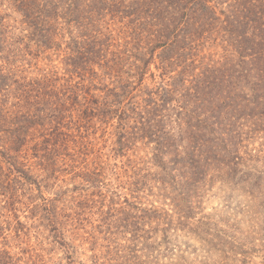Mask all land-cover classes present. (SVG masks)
Wrapping results in <instances>:
<instances>
[{
  "label": "trees",
  "instance_id": "16d2710c",
  "mask_svg": "<svg viewBox=\"0 0 264 264\" xmlns=\"http://www.w3.org/2000/svg\"><path fill=\"white\" fill-rule=\"evenodd\" d=\"M3 2L10 12L0 11V102L16 98L24 110L14 128L0 130L5 247L14 239L9 231L20 238L17 205L31 201L24 190L37 184L36 169L26 165L30 154L38 167L67 166L101 199L102 214L105 202L121 197L117 189L128 187L130 197L121 198L128 227L140 213L160 226L172 225L173 210L192 220V199L200 198L211 166L233 164L242 138L260 130L264 0ZM245 121L254 129L245 132ZM118 158H125L121 167ZM152 181L169 212L129 201L138 202L135 193ZM42 200L50 216L54 203ZM17 261L1 251L0 264Z\"/></svg>",
  "mask_w": 264,
  "mask_h": 264
},
{
  "label": "rangeland",
  "instance_id": "374dc122",
  "mask_svg": "<svg viewBox=\"0 0 264 264\" xmlns=\"http://www.w3.org/2000/svg\"><path fill=\"white\" fill-rule=\"evenodd\" d=\"M0 11L10 12L3 0ZM4 46H8L7 41ZM19 105L16 98L0 102V111L6 112L0 118L4 134L15 127V115L24 112ZM261 119L255 134L250 131L254 129L252 122L242 124L250 135L242 138L238 160L226 167L219 163L211 166L204 187L198 190L200 198L192 199L194 218L185 221L173 210L171 226H160L154 216L142 218L145 215L140 213L137 225L133 219L128 227L125 214L129 207L121 199L122 194L130 197L128 187L117 189L121 197L105 202L102 214L101 199L91 196L93 190L85 183L73 180L74 173L67 166L49 163L38 170L39 161L30 154L26 165L36 169L33 177L37 184L24 190V194H32L31 201L24 199L17 205L16 214L23 226L21 239L15 237L14 230L9 231L14 236L7 245L11 249L0 237V253L11 252L20 260L15 264H264V117ZM96 136L105 140L109 135ZM142 152L140 156L147 154L146 148ZM124 161L118 158L116 163L121 167ZM149 168L153 179L160 178L161 172ZM18 187L22 195L23 188ZM160 188L152 181L147 189L135 193L141 198L138 202L129 201L141 208L153 206L169 212L172 207L169 200L160 199ZM42 199L54 203L50 216L41 211ZM80 203H84L82 207Z\"/></svg>",
  "mask_w": 264,
  "mask_h": 264
}]
</instances>
